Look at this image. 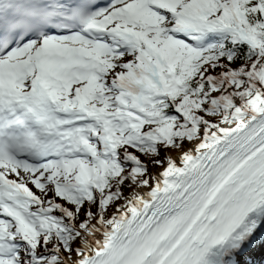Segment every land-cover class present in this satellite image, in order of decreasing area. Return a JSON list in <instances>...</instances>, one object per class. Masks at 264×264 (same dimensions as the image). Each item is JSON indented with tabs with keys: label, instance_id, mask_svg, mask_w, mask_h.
I'll return each instance as SVG.
<instances>
[{
	"label": "snow or ice",
	"instance_id": "snow-or-ice-1",
	"mask_svg": "<svg viewBox=\"0 0 264 264\" xmlns=\"http://www.w3.org/2000/svg\"><path fill=\"white\" fill-rule=\"evenodd\" d=\"M264 0H0V264H264Z\"/></svg>",
	"mask_w": 264,
	"mask_h": 264
}]
</instances>
